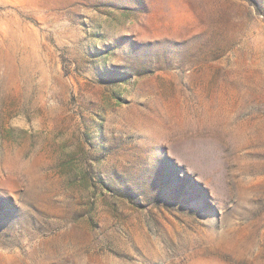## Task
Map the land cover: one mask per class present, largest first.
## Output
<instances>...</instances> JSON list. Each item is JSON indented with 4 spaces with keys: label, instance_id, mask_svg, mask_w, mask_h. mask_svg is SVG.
I'll return each mask as SVG.
<instances>
[{
    "label": "rangeland",
    "instance_id": "374dc122",
    "mask_svg": "<svg viewBox=\"0 0 264 264\" xmlns=\"http://www.w3.org/2000/svg\"><path fill=\"white\" fill-rule=\"evenodd\" d=\"M0 264H264V0H0Z\"/></svg>",
    "mask_w": 264,
    "mask_h": 264
}]
</instances>
